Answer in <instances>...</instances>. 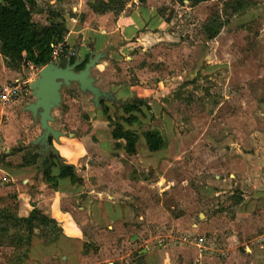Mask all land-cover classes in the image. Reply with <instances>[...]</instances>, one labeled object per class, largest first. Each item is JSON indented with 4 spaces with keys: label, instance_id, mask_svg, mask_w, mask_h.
<instances>
[{
    "label": "rangeland",
    "instance_id": "rangeland-1",
    "mask_svg": "<svg viewBox=\"0 0 264 264\" xmlns=\"http://www.w3.org/2000/svg\"><path fill=\"white\" fill-rule=\"evenodd\" d=\"M107 1L28 8L50 64L103 55L109 97L61 84L56 136L29 110L42 67L0 50V264H264V0Z\"/></svg>",
    "mask_w": 264,
    "mask_h": 264
},
{
    "label": "trees",
    "instance_id": "trees-1",
    "mask_svg": "<svg viewBox=\"0 0 264 264\" xmlns=\"http://www.w3.org/2000/svg\"><path fill=\"white\" fill-rule=\"evenodd\" d=\"M187 1L197 3L202 0ZM113 2L114 0H108L105 4L109 5ZM32 3L33 0H4L0 4V50L3 53L13 54L25 63L44 67L51 62V37L48 35L44 40L39 39L33 31L28 9ZM211 34L209 39H212L216 33ZM125 110L131 111L132 108L127 107ZM143 138L151 153L156 152L161 146V141L156 135H144ZM119 139L125 142L123 146L125 153L134 154L137 139L128 132H122Z\"/></svg>",
    "mask_w": 264,
    "mask_h": 264
},
{
    "label": "water",
    "instance_id": "water-1",
    "mask_svg": "<svg viewBox=\"0 0 264 264\" xmlns=\"http://www.w3.org/2000/svg\"><path fill=\"white\" fill-rule=\"evenodd\" d=\"M103 57L102 54H97L94 59H89L84 68L75 73L77 67L81 65L79 60L72 65H67L60 68L54 64H48L41 68L39 72V79L31 86L35 95V103L29 107V110L35 114L37 110H41L40 127L45 131L43 140H46L49 135L56 136L48 126L51 120V110L59 102V88L61 84L69 85L70 83H77L81 92H88L93 97V102L98 103L100 97L106 99L107 95L102 94L95 86L94 81L90 77V71L98 64Z\"/></svg>",
    "mask_w": 264,
    "mask_h": 264
},
{
    "label": "crops",
    "instance_id": "crops-1",
    "mask_svg": "<svg viewBox=\"0 0 264 264\" xmlns=\"http://www.w3.org/2000/svg\"><path fill=\"white\" fill-rule=\"evenodd\" d=\"M105 3H108V1ZM144 15H145V12L142 13L141 16L138 13H134V14H131L130 16L121 17L118 19L119 22L117 24V27L121 29V32H123L127 36H131L133 33L139 30L140 24H142V18H145ZM85 55H87V51L82 52L81 54L77 53V57L80 60L83 59ZM106 95L107 97H109V94L106 93ZM116 101H119V100L116 99Z\"/></svg>",
    "mask_w": 264,
    "mask_h": 264
},
{
    "label": "built area",
    "instance_id": "built-area-1",
    "mask_svg": "<svg viewBox=\"0 0 264 264\" xmlns=\"http://www.w3.org/2000/svg\"><path fill=\"white\" fill-rule=\"evenodd\" d=\"M2 100H7V96L6 95H2Z\"/></svg>",
    "mask_w": 264,
    "mask_h": 264
}]
</instances>
